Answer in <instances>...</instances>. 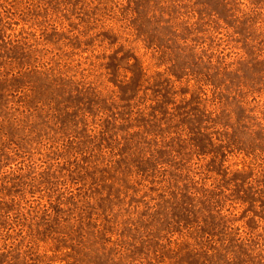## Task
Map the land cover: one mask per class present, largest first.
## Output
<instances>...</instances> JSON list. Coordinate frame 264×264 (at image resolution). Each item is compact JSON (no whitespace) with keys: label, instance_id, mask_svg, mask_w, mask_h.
<instances>
[{"label":"rangeland","instance_id":"obj_1","mask_svg":"<svg viewBox=\"0 0 264 264\" xmlns=\"http://www.w3.org/2000/svg\"><path fill=\"white\" fill-rule=\"evenodd\" d=\"M0 264H264V0H0Z\"/></svg>","mask_w":264,"mask_h":264}]
</instances>
